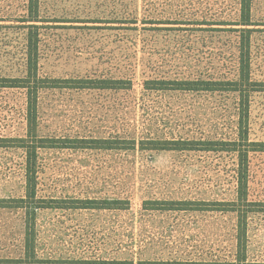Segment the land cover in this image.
Wrapping results in <instances>:
<instances>
[{"label": "rangeland", "instance_id": "rangeland-1", "mask_svg": "<svg viewBox=\"0 0 264 264\" xmlns=\"http://www.w3.org/2000/svg\"><path fill=\"white\" fill-rule=\"evenodd\" d=\"M239 3L42 0L41 15L49 21L42 41L43 77L112 76L132 80L133 86L124 91L43 92L39 136L233 137L237 95L152 92L145 82L230 70L235 44L238 54V34L211 32L219 28L202 24L211 19L237 23ZM26 15L27 0H0V25L20 26ZM252 20V79L264 83V0H253ZM133 21L138 24H130ZM14 42L0 35V47ZM125 49L137 50V55L127 58ZM25 109L24 92L0 90V136H25ZM250 130L251 142L264 143V91L253 94ZM44 160L39 197L120 199L130 207L38 212L40 258L139 264L224 259L233 249L235 221L228 215L143 211L150 200H232L237 165L232 155L155 153L137 144L121 152H48ZM23 167L21 151L0 150L1 199L25 195ZM250 167V198L264 202V151L252 153ZM25 225L24 211L0 210V257L22 255ZM248 257L253 263L264 262L263 213L251 218Z\"/></svg>", "mask_w": 264, "mask_h": 264}, {"label": "trees", "instance_id": "trees-1", "mask_svg": "<svg viewBox=\"0 0 264 264\" xmlns=\"http://www.w3.org/2000/svg\"><path fill=\"white\" fill-rule=\"evenodd\" d=\"M239 21L211 19L204 22L211 32L238 34L233 63L230 70L216 75L213 71L197 72L196 79H165L145 82L147 91L194 94L237 95V123L233 137H200L185 139L170 135L137 139L131 136L116 137H41L39 136L40 98L46 91H124L132 89V80L109 77L53 78L43 77L41 69L45 60L42 48L44 31L49 21L42 17V0H27V15L20 26L0 25V35L14 43L0 47V90L24 92L26 99L24 137L0 136V150L21 151L24 157L25 195L19 199H1L0 210H22L26 217L23 253L20 257H0V264H133L130 261H53L38 256L36 244V217L46 210L61 211H127L130 202L120 199L41 198L38 190L45 172L44 154L57 151L121 152L141 148L155 153H206L232 155L235 158V195L232 200H150L143 211L150 213L222 214L235 221L234 246L224 259L199 261H146L139 264H264L249 261V233L253 215L264 214V202L250 198L251 155L264 151V143L250 141L251 103L253 94L264 91V83L252 79V20L253 0H240ZM99 23V22H95ZM130 24H138L133 21ZM155 24V23H153ZM174 25H184L176 23ZM233 29H222L223 27ZM238 27V29H236ZM137 28V27H135ZM133 30V29H130ZM137 30V29H134ZM13 35V36H12ZM9 41V40H8ZM16 47H13V45ZM12 48V49H11ZM126 50V57L137 55ZM233 76V77H229Z\"/></svg>", "mask_w": 264, "mask_h": 264}]
</instances>
